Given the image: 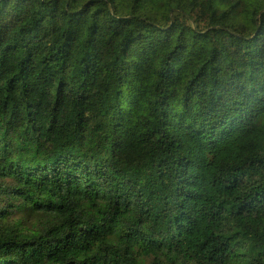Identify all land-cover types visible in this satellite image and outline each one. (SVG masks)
<instances>
[{"label": "trees", "instance_id": "trees-1", "mask_svg": "<svg viewBox=\"0 0 264 264\" xmlns=\"http://www.w3.org/2000/svg\"><path fill=\"white\" fill-rule=\"evenodd\" d=\"M0 264H264V0H0Z\"/></svg>", "mask_w": 264, "mask_h": 264}]
</instances>
